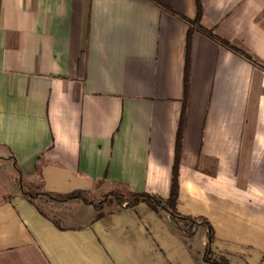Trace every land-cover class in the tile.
Here are the masks:
<instances>
[{
  "label": "crops",
  "instance_id": "obj_1",
  "mask_svg": "<svg viewBox=\"0 0 264 264\" xmlns=\"http://www.w3.org/2000/svg\"><path fill=\"white\" fill-rule=\"evenodd\" d=\"M200 2L201 24L260 64L191 34L176 209L209 222L217 256L264 264V0ZM161 4L197 13L195 0H0V264H205L198 222L185 236L144 201L97 217L22 191L168 196L189 23Z\"/></svg>",
  "mask_w": 264,
  "mask_h": 264
},
{
  "label": "trees",
  "instance_id": "obj_2",
  "mask_svg": "<svg viewBox=\"0 0 264 264\" xmlns=\"http://www.w3.org/2000/svg\"><path fill=\"white\" fill-rule=\"evenodd\" d=\"M196 6H197V13L194 19H189L183 14H180L174 10H172L170 7L161 4L162 7L168 9L173 14H176L180 18L184 19L189 23V28L187 30V36H186V51H185V64H184V70H183V96H182V106L181 111L179 115V121L175 136V144H174V158H173V165H172V172H171V178H170V187H169V194L166 198H161L155 194L147 193V192H136V191H130L127 189H124L119 184L114 183L112 186L108 189H96V195H98L100 198L96 200V198L86 196V194H90L91 191H77L73 194L66 195V196H60L55 198L51 194L43 191L42 189H35V192L31 188H24L22 189L23 193L26 194L30 201H33V199L36 196H42L47 199H60L63 202L71 199V198H78L81 201L91 204L98 210L97 217L101 216L103 212L101 209L104 205H110L112 202H116L117 205L124 204L127 207H131L136 205L140 201L146 202L153 210L158 211V209H163L168 212L171 220L175 224L176 227H178L185 236L191 235L193 232V227L196 224V222L200 223L203 227L207 229V240L205 243V250L203 255V261L205 264H230L227 258L223 256H217L212 250H211V243L214 239L212 227L209 224L208 221H206L203 218H187L186 216H182L177 212L176 209V200L179 192V161H180V155H181V147H182V138H183V129H184V121H185V112H186V102H187V95H188V88H189V45H190V38L191 34L195 29L201 31L205 35L216 39L224 46L228 47L229 49L237 52L238 54L244 56L251 62L255 64H260L258 60L253 57L251 54L247 53L244 49L240 48L239 46H236L235 44L231 43L227 39L222 38L221 36L217 35L214 32V28H207L203 26L200 22L201 16H202V8H201V2L200 0H195ZM82 60L79 59V71H82ZM36 164V172L35 175L38 174L40 164L42 161L39 159L37 160ZM18 179V185L21 186L23 183L19 179V174H17ZM32 174H25V176H30ZM189 223H186L188 222ZM179 222H185L186 228H181L179 225Z\"/></svg>",
  "mask_w": 264,
  "mask_h": 264
},
{
  "label": "rangeland",
  "instance_id": "obj_3",
  "mask_svg": "<svg viewBox=\"0 0 264 264\" xmlns=\"http://www.w3.org/2000/svg\"><path fill=\"white\" fill-rule=\"evenodd\" d=\"M32 190H33V192H35V189L34 188H31ZM86 196H90V197H93V198H96V200H98L100 197L98 196V195H96L95 193H93V194H86ZM36 198H37V196H36ZM43 204V203H42ZM41 208V207H40ZM42 209V208H41ZM47 211V210H46ZM186 223H189V221L188 222H186ZM179 225L181 226V228H186L187 226L185 225V222H179Z\"/></svg>",
  "mask_w": 264,
  "mask_h": 264
}]
</instances>
